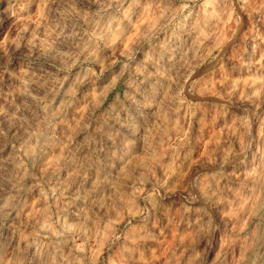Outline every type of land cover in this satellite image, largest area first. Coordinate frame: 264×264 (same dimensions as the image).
<instances>
[{"label": "rangeland", "instance_id": "rangeland-1", "mask_svg": "<svg viewBox=\"0 0 264 264\" xmlns=\"http://www.w3.org/2000/svg\"><path fill=\"white\" fill-rule=\"evenodd\" d=\"M0 264H264V0H0Z\"/></svg>", "mask_w": 264, "mask_h": 264}]
</instances>
